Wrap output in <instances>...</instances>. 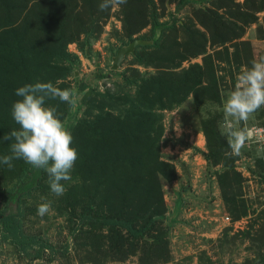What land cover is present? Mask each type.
Listing matches in <instances>:
<instances>
[{"label":"rangeland","instance_id":"rangeland-1","mask_svg":"<svg viewBox=\"0 0 264 264\" xmlns=\"http://www.w3.org/2000/svg\"><path fill=\"white\" fill-rule=\"evenodd\" d=\"M252 1L154 0L152 25L129 35L122 6L99 23L81 0H0V157L13 143L3 137L19 129L11 114L18 87L52 82L79 97L75 109L46 101L68 121L79 154L63 195L51 192L43 169L23 159L12 168L0 163V264H264V108L247 122L250 139L239 156L220 131L237 76L264 55V0H255L261 7L252 22L239 19ZM189 67L201 83L175 96L168 86ZM158 82L166 85L161 93L153 90ZM173 97L181 99L170 104ZM156 101L166 108L142 105ZM151 111L163 125L160 157L175 177L159 174L163 211L133 238L117 224L123 210L108 182L139 154L124 140L144 131ZM138 175L127 173L126 182ZM42 198L53 209L43 217ZM10 214L15 237L5 231Z\"/></svg>","mask_w":264,"mask_h":264},{"label":"clouds","instance_id":"clouds-1","mask_svg":"<svg viewBox=\"0 0 264 264\" xmlns=\"http://www.w3.org/2000/svg\"><path fill=\"white\" fill-rule=\"evenodd\" d=\"M127 0H101L99 9L115 10ZM17 99L12 105V117L18 130L6 134L5 141L12 140L11 155L0 157V163L13 167V159H23L37 169L47 172L50 190L56 196L66 191L62 181L72 179L71 172L78 159V151L72 146L73 135L68 121L61 118L58 108L47 104L49 99H59L75 109L78 94L75 89H61L52 82L25 84L15 90ZM264 108V55L253 58L250 67L236 79L233 89L223 104L221 134L226 136L231 154L239 156L250 139L247 122ZM52 202L42 198L37 215L43 217L52 212Z\"/></svg>","mask_w":264,"mask_h":264},{"label":"trees","instance_id":"trees-1","mask_svg":"<svg viewBox=\"0 0 264 264\" xmlns=\"http://www.w3.org/2000/svg\"><path fill=\"white\" fill-rule=\"evenodd\" d=\"M82 3H89V19L91 17L97 18L99 23L107 18L109 10L101 11L99 9V4L101 0H81ZM191 0H179V6H183L190 2ZM151 4H154V0H127V3L121 5L123 8L124 15V25L129 35H133L140 31L143 27L149 23L152 25V22L156 19L154 10L151 7ZM261 4H257L255 0L251 2L249 6L246 7L243 14H239V19L243 24L250 23L253 19L256 18L255 12L260 9ZM217 20L213 22L212 25H206V29L210 32H214V25H216ZM152 28H155L153 25ZM201 36V35H200ZM238 33L233 34L229 38H237ZM202 37V36H201ZM227 39V38H226ZM201 47V44H198ZM194 42L192 47H198ZM196 53L201 51V48L196 50ZM191 55V54H190ZM186 49L184 54H178V59L182 60L186 58ZM175 57V56H174ZM172 57L171 59H175ZM168 60V59H167ZM173 62V60H168ZM193 67H189L183 71L182 77L179 78V82H174L168 88L172 89V93L177 96L182 97L186 96L193 89L198 86L201 82L197 76V72H192ZM192 72V75L190 74ZM153 89L155 92L161 93L163 88L166 85H163L161 82H158ZM178 93V94H177ZM211 97H217V92L207 93ZM181 99V98H180ZM179 98L173 97L171 100H168L170 104H176L180 101ZM144 108L159 110L166 108L163 102H151L148 106L142 104ZM141 112V111H140ZM150 118L148 119V124H144L145 129L143 131V126L140 130L143 132L137 133L133 137L127 135L124 142L126 145H129L131 148L133 146L140 147L139 154L127 161V166L124 171L118 173L116 177H112L108 182L109 192H112L113 195L117 196L121 201V209L123 214L119 215L117 224L120 225L125 232L133 237L137 238L148 228L154 225L156 222V217L161 215L163 211V200L161 195L157 197V193H160L159 185V174L164 176L166 179L170 180L175 177V168L170 162L164 161L160 157V139L163 134V125L161 124L160 117L156 112L151 111L149 113ZM143 125V124H142ZM94 140V137L89 135V142ZM132 171L139 172V175L136 179V184H129L126 182L127 173L131 175ZM140 176V177H139ZM139 183H142L144 193L140 194L136 198L134 191L137 190ZM132 195L130 194V191ZM134 213V215H131ZM9 218L11 220L10 224L5 225V231H9L11 234L15 235L19 231L15 221L17 220L14 214H10ZM112 223V222H111ZM16 232V234H15Z\"/></svg>","mask_w":264,"mask_h":264},{"label":"water","instance_id":"water-1","mask_svg":"<svg viewBox=\"0 0 264 264\" xmlns=\"http://www.w3.org/2000/svg\"><path fill=\"white\" fill-rule=\"evenodd\" d=\"M133 47V43L129 44L126 48H120L117 53L116 56L114 58L113 61V68H116L119 60L121 59V57L123 56V54H125L127 51L131 50Z\"/></svg>","mask_w":264,"mask_h":264}]
</instances>
